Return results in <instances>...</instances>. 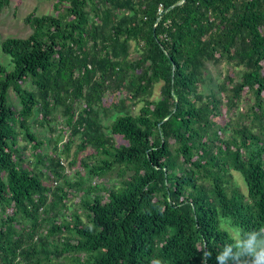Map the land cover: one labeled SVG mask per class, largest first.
I'll return each instance as SVG.
<instances>
[{
  "label": "trees",
  "instance_id": "obj_1",
  "mask_svg": "<svg viewBox=\"0 0 264 264\" xmlns=\"http://www.w3.org/2000/svg\"><path fill=\"white\" fill-rule=\"evenodd\" d=\"M10 3L0 0V14ZM54 9L29 14L32 33L2 43L12 69L0 66V264H202L205 248L216 264L230 242L221 218L264 226V0H56ZM209 64L239 77L228 71L205 93ZM59 115L72 129L63 152L79 137L81 150L94 149L83 160L89 181L115 180L79 184L81 207L68 216L61 153L43 152L32 130ZM29 146L37 160L26 165Z\"/></svg>",
  "mask_w": 264,
  "mask_h": 264
},
{
  "label": "rangeland",
  "instance_id": "obj_2",
  "mask_svg": "<svg viewBox=\"0 0 264 264\" xmlns=\"http://www.w3.org/2000/svg\"><path fill=\"white\" fill-rule=\"evenodd\" d=\"M56 0H11V3L3 9L0 14V66H5L9 70L12 69L11 64V56L9 54L4 53L2 49V43L5 39L9 37H22L27 38L33 31L31 26L26 23V18L29 14H53L55 12L54 3ZM133 54L136 52L132 51ZM231 71L232 74H238L239 77V69L234 67L233 65L223 64L220 66H216L213 64H209V68L207 71V83L202 87V90L205 93H211L213 90L219 91L218 84L224 79L225 74ZM25 86L29 87V83H26ZM161 92V85H157L155 89L154 98H158ZM109 98V101L112 99L111 96H106V99ZM9 102H11L15 107L21 108L20 99L18 95L15 93L13 89L9 91ZM247 102H243L241 104L242 108L247 107ZM139 108V107H138ZM223 120L221 124H225L227 121V108H223ZM103 124L108 126L111 124L113 118H105L102 116ZM50 127H53L52 130ZM32 130L39 136V139L43 141V145L41 149L43 152L48 155L55 156L57 153H61L62 163L65 165V176L64 178L58 179V185L66 187L69 191L68 197V209L64 212L65 215H70L74 209H80V202L84 195V190H79V184L83 183L84 187L91 182L93 184H104L106 186H111V183L115 180L108 177L105 179L94 178L89 181L87 177L86 167L83 164V160L87 159L89 155L94 152L92 147H89L86 150H81L79 144L81 142L79 137L74 138V142L71 144L70 152L64 153L65 145L70 142L72 129L70 126L66 125L65 118L59 115L55 117L52 121L51 126H41L38 123H35L32 126ZM117 143L125 142L121 136L116 137ZM26 142H20V145H25ZM23 158L24 164L26 162H30L34 164L36 159V153L38 150H34L29 146L28 149H23ZM103 158L102 155L98 157L88 159L90 164L98 163ZM26 159V160H25ZM27 165V164H26ZM32 166V165H31ZM115 175V176H114ZM117 173L113 172V178H116ZM68 180V181H66ZM232 185H237L243 192H247V188L244 182L242 175L238 172L233 171L231 174ZM50 184L51 182H47ZM70 183V184H69ZM71 187V188H70ZM14 209V208H13ZM13 209H9L7 214H11ZM83 215L84 212H81ZM18 218L21 219L22 223L25 225L30 224V221L24 219L20 214H18ZM83 219L86 221V217L83 215ZM18 229L21 228L22 225H18L16 223ZM58 240H61L62 237H57ZM1 254V253H0ZM63 261V259H61ZM60 259L53 257V262H58Z\"/></svg>",
  "mask_w": 264,
  "mask_h": 264
},
{
  "label": "clouds",
  "instance_id": "obj_3",
  "mask_svg": "<svg viewBox=\"0 0 264 264\" xmlns=\"http://www.w3.org/2000/svg\"><path fill=\"white\" fill-rule=\"evenodd\" d=\"M218 229L229 235L230 242L215 255L216 264H240L241 259H247L249 264H264V226L245 230L230 219L221 218ZM212 257V251L202 250V264H208ZM152 264H164V261L154 258Z\"/></svg>",
  "mask_w": 264,
  "mask_h": 264
},
{
  "label": "built area",
  "instance_id": "obj_4",
  "mask_svg": "<svg viewBox=\"0 0 264 264\" xmlns=\"http://www.w3.org/2000/svg\"><path fill=\"white\" fill-rule=\"evenodd\" d=\"M161 8H162V6H161ZM161 11H162V9H161Z\"/></svg>",
  "mask_w": 264,
  "mask_h": 264
}]
</instances>
